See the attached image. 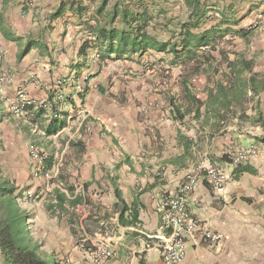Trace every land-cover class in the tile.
<instances>
[{
  "label": "crops",
  "instance_id": "obj_1",
  "mask_svg": "<svg viewBox=\"0 0 264 264\" xmlns=\"http://www.w3.org/2000/svg\"><path fill=\"white\" fill-rule=\"evenodd\" d=\"M60 1L0 0V174L14 182L18 202L28 212L22 204L25 192L43 195L53 225L29 214L30 225L48 229L33 236L44 258L55 264H90L91 248L102 247L114 252L104 264H165L154 247L166 234L159 202L196 162L208 157L231 178L215 190L199 177L187 207L205 230L220 238L212 242L201 231L189 236L186 256L178 264H264V127L258 122L261 118L264 123V89L244 87L238 103L218 108L210 104L209 90L232 80L227 62L218 67L220 77L200 72L185 86L182 65H171L172 54L154 50L133 60L106 61L108 71L90 54L88 67L77 71L82 61L77 50L87 36L70 12L49 18ZM79 1L89 6L86 16L91 15L95 3ZM210 1L223 5L231 0ZM255 2L258 5L248 12L250 1H235L238 27H245L250 17L264 22V0ZM259 38L255 45L251 41L234 52L247 60L256 57L247 53L261 50L258 66L254 63L244 75L264 83V36ZM208 52L207 47L198 51ZM88 69L95 76L87 83ZM59 78L66 83L58 88ZM79 85L86 89L82 100ZM19 93L30 104L14 113ZM59 93L71 103L57 108V118L66 124L56 134L45 135L42 128L49 120L41 103L55 102ZM63 137L67 139L62 145L75 158L66 157L56 166L55 177L66 182L62 189L47 183L46 173L56 164L52 156L36 159L30 149L38 151L50 138ZM248 148L256 152L244 163L256 173L234 179L230 153ZM57 194L63 197L61 204ZM126 207L137 210L133 222ZM53 245L67 247L61 251Z\"/></svg>",
  "mask_w": 264,
  "mask_h": 264
},
{
  "label": "trees",
  "instance_id": "obj_2",
  "mask_svg": "<svg viewBox=\"0 0 264 264\" xmlns=\"http://www.w3.org/2000/svg\"><path fill=\"white\" fill-rule=\"evenodd\" d=\"M88 1L95 3L89 16H86L89 6L79 0H61L49 15L50 19H57L70 12L80 20V30L85 32L87 37L82 40L77 50L78 57L82 58L81 63L76 65L77 71L84 65L88 67L86 59L90 54L93 61L100 65L109 60L141 58L150 50H154L172 54L169 61L171 65L178 62L182 65V85L186 86V83L200 72L214 74L218 71L219 66L210 50L218 44L220 35L227 34L248 41L252 34L251 28L238 27L240 19L235 17L237 0L223 5L212 3L210 0H175L172 3L178 5V11H182L183 17H180L182 14L179 13L169 15L168 9L158 3L159 0ZM247 1L251 2L248 12L258 5L256 0ZM211 12L218 13V20L207 25ZM158 32L162 33L161 35L168 34L169 37H160ZM205 47L209 52L199 54L198 51H203ZM218 54L227 62L232 80L227 85L220 82L210 88V93H213L210 104L222 108L238 103L244 87L256 91L264 89V83H260L255 76L251 75L248 80L245 79L244 73L252 71L253 59L245 60L240 57L228 60L221 50H218ZM85 90L84 88L78 93L81 100ZM52 104L53 109L58 106ZM40 114L39 112L38 115ZM258 122L264 127L261 118ZM65 124V119L52 117L42 129L45 135H53ZM260 141L264 143V137L260 138ZM229 162L231 163V160ZM45 166H51L49 160ZM243 173L254 174L256 169L249 163L233 166L234 179ZM16 191L14 182L0 174V254L3 264H55L41 254L40 244L29 229L30 214L19 204ZM56 198L58 204L63 202L62 196L57 194ZM126 209H129L133 222L137 217V210L135 207L123 208Z\"/></svg>",
  "mask_w": 264,
  "mask_h": 264
},
{
  "label": "built area",
  "instance_id": "obj_3",
  "mask_svg": "<svg viewBox=\"0 0 264 264\" xmlns=\"http://www.w3.org/2000/svg\"><path fill=\"white\" fill-rule=\"evenodd\" d=\"M29 2L24 1V7H29ZM1 58V51H0ZM97 58V55H95ZM89 73H85L84 81L88 79ZM66 83L64 78L56 80L57 87H62ZM82 85L78 86L79 92L82 91ZM54 104L58 106L53 109V104L49 101L41 103L42 108L45 110V118L59 116L58 107L63 106L71 107L68 96H63L59 93L55 97ZM30 104L21 93H19V101L14 106V113L22 112L25 107ZM59 108V109H60ZM98 123L102 125V121L97 119ZM256 149H238L230 153L231 163L233 165L244 163L250 158ZM30 154L36 159H42L43 155L40 154L35 148L30 149ZM199 177H204L211 188L220 190L223 188L225 182L228 180L229 175L224 172L220 167L214 164L210 158L203 157L196 162L184 175L183 180L178 184L174 191L164 194L159 202L158 209L162 214L164 221V229L166 234L156 241L154 247L159 258L165 264H178L186 256V239L198 231H201L204 238L216 242L220 238V234L213 233L205 230L202 225L189 213L187 207L188 195L194 188L196 181ZM30 197L31 193L27 192ZM114 256V252L107 248H96L90 252V264H104L108 259Z\"/></svg>",
  "mask_w": 264,
  "mask_h": 264
},
{
  "label": "rangeland",
  "instance_id": "obj_4",
  "mask_svg": "<svg viewBox=\"0 0 264 264\" xmlns=\"http://www.w3.org/2000/svg\"><path fill=\"white\" fill-rule=\"evenodd\" d=\"M160 2L158 3H162V5L164 6V8L168 9L169 11V15H175L177 13H179L180 15L182 14V16L180 17H183V13L182 11H178L179 10V7L178 5H174L172 2H174L175 0H159ZM237 7V5H236ZM250 5H248V9H249ZM261 7V6H260ZM261 9V8H260ZM262 13H264V5H262ZM162 18L159 19V21H161ZM218 20V16L215 15L214 12H211L210 15H209V18H208V22H207V25L208 23L211 21H217ZM245 27H249L251 28V32H252V36L249 37V42L246 43L244 40L242 39H239L238 37H230L229 35L225 34V35H220L219 36V39H218V44L214 47V49L212 50V54L214 55H217L216 57V64L223 68L222 66V63H226V61L224 59H221L219 54H218V51L217 50H221V52H223V50L225 51L224 55L225 56H229V58L231 59H237V55L236 53L234 52L235 50H239L240 47L244 46L245 44H250V42H254L253 44L255 45V43H257L258 41L262 40L259 38V36H264V22H260L259 19L256 17V18H251L248 20V22H246V25ZM158 30V29H157ZM159 33V32H158ZM160 34V33H159ZM162 34V33H161ZM160 34V37H164V38H168L169 35L166 34V35H161ZM228 38H231V40L229 41ZM252 45V43H251ZM260 45V44H259ZM261 52V50H259V52L255 55V54H250V53H247V56H252V57H255V59H253L254 63L258 66L257 62H258V59L262 56L261 54L259 55V53ZM228 53V55H226ZM250 54V55H249ZM259 55V56H258ZM258 56V57H257ZM105 63V62H104ZM102 63V64H104ZM93 67L95 68V63L93 62ZM102 64H97L99 67H101ZM106 64V63H105ZM104 64V65H105ZM263 66V65H261ZM105 69L110 70L109 67H107L106 65L104 66ZM103 68V67H102ZM101 68V69H102ZM99 70L100 68L98 69L97 71V75L99 74ZM87 73L91 72L90 69H88L86 71ZM215 75H218V77H220L221 73L219 72L218 74L215 73ZM95 74H92V73H89V76H88V79L85 81V82H89L90 79L92 77H94ZM104 88V87H103ZM91 130V128H88L87 129V133ZM66 136V135H64ZM64 139H60V138H50L49 141L46 143L47 146H39V150L38 152H40V154H45L47 157L49 156H52L53 158V161L54 163H56L55 165L53 164L49 169H48V172L46 173V178H48L47 180V183H48V186L50 187L52 184H55V185H58L59 187H61L62 189L64 188L63 185L65 186L66 185V182H64V179H60L58 180L55 175H54V172H55V169H56V166L58 163H61L62 165L65 163V158L66 157H71L72 155H74L73 151H71L70 149H66L64 148V146L62 145L64 143V141L67 139V137H63ZM48 147L50 149H48ZM73 158H75L74 156H72ZM62 165L59 166L62 167ZM69 167V166H68ZM71 167H74L75 166H70L69 167V170L71 169L72 171V168ZM223 170V169H222ZM224 172H226L225 170H223ZM227 173V172H226ZM65 174H67V170L65 172ZM64 174V177L65 178H68V175L65 176ZM229 175V178H231V174L227 173ZM53 175V176H52ZM76 182V181H73V183ZM31 192V191H29ZM26 194L23 195L25 198L23 199V206L27 207L29 212L34 216H38V220L40 222H42L43 220H45V222H47L48 224L50 225H53L52 222H50V220L52 217L50 214H48L47 212V209H46V203L44 202L43 200V195H38L37 193H35L34 195H31L30 197L27 195V192H25ZM47 199V198H46ZM43 201V202H42ZM52 221V220H51ZM56 227L57 229L60 228L59 226V223H56ZM29 229L31 232H33V236H36V234H38L39 232H47L48 229H46L45 225H42L41 226V229L38 228V226L36 228H34V223L33 225H29ZM56 229V230H57ZM67 246L65 245H53L52 248H58L60 249L61 251L63 250V248H66ZM97 247L95 248H91L90 252H92L93 250H95ZM46 260L49 261V259L47 258ZM66 260V259H65ZM68 261L66 260L65 263H67ZM52 263V262H50Z\"/></svg>",
  "mask_w": 264,
  "mask_h": 264
}]
</instances>
